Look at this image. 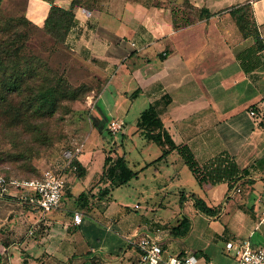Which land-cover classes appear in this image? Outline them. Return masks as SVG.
Returning a JSON list of instances; mask_svg holds the SVG:
<instances>
[{
	"label": "crops",
	"instance_id": "1",
	"mask_svg": "<svg viewBox=\"0 0 264 264\" xmlns=\"http://www.w3.org/2000/svg\"><path fill=\"white\" fill-rule=\"evenodd\" d=\"M54 2L68 8L71 0ZM100 2L91 10H74L62 45L98 85L90 96L94 134L80 144L74 159L84 172L64 170L57 210L42 213L11 197L0 200V264H135L139 250L127 240L147 235L160 240L166 256L192 254L235 264L227 242L264 246V227L258 223L264 214V0H186L198 13L179 0ZM244 4L251 8L260 47L253 36L241 35L235 9L230 10ZM49 6L26 0L24 14L41 27ZM164 96L169 103L160 118L176 145L186 144L200 165L216 156L228 157L239 169L238 159L244 165L243 177L232 188L226 182L189 180L175 151L156 160L160 147L152 148L136 123ZM251 108L256 118L249 116ZM110 122L119 128L107 134ZM117 134L119 143L98 142ZM123 144L130 148L125 151ZM130 150L135 151L133 167ZM107 155H124L137 171L125 185L140 200L114 196L121 186L101 179ZM191 194L217 207L218 214L197 211ZM169 208L172 220L155 217ZM74 213L81 215L79 224ZM184 218L190 224L187 235L172 236L171 229ZM111 226L124 231L125 247Z\"/></svg>",
	"mask_w": 264,
	"mask_h": 264
},
{
	"label": "trees",
	"instance_id": "2",
	"mask_svg": "<svg viewBox=\"0 0 264 264\" xmlns=\"http://www.w3.org/2000/svg\"><path fill=\"white\" fill-rule=\"evenodd\" d=\"M44 1L50 6L41 27L32 23L24 12L19 16H7L3 17L4 19L0 17V124L15 132L22 140L31 135L38 136L42 128V119L52 116L59 103L76 99V92L65 77L50 69L39 56L28 50L27 40L34 35L33 29L36 31L43 29L53 38L54 45L61 46L74 23V10L77 7L91 10L96 8L97 4V0H71L69 7L63 8L54 0ZM234 9L236 26L241 35L253 36L257 47H260L250 6L244 4L230 8ZM27 26H31L32 29ZM168 103L169 98L164 96L150 104L141 112L136 123L144 139L160 147L162 153L156 160L163 159L175 151L199 185L226 182L228 187L232 188L234 183L243 177L241 174L244 170L239 169L228 157L221 156L200 165L186 144L176 145L160 118V110ZM109 133L111 132L107 134ZM70 164L78 175H82L84 169L76 160ZM20 167L25 169L24 165ZM0 173L9 177L5 172ZM136 176L137 171L129 167L124 155L115 158L105 156L101 179L109 180L110 186L125 185ZM191 198L197 211L208 216L218 214L217 207L207 206L196 194H191ZM189 228V221L184 218L171 229L170 233L174 237H185Z\"/></svg>",
	"mask_w": 264,
	"mask_h": 264
},
{
	"label": "rangeland",
	"instance_id": "3",
	"mask_svg": "<svg viewBox=\"0 0 264 264\" xmlns=\"http://www.w3.org/2000/svg\"><path fill=\"white\" fill-rule=\"evenodd\" d=\"M90 1V0H89ZM101 1V2H100ZM106 0H97V2H105ZM140 2H148L152 5H158L166 0H136ZM179 5H184L186 9H190L192 13H198L189 7L186 0H179ZM26 0H0V17L7 16H19L24 12ZM4 19V18H3ZM27 28L32 29L31 26ZM34 35L27 40L28 50L34 53L40 60L44 61L47 66L63 75L68 84L76 92V99L65 100L58 104L57 110L52 116L42 119V128L38 136L31 135L25 137V140L20 139L15 135V132H11L9 129L3 127L0 124V171L5 172L10 178L26 179L39 177L41 172L45 169H54L61 172L64 178V170L71 167V162L75 159V149L85 141L90 142L92 139L91 126L92 118L90 115V109L92 102L90 96L93 91L98 88L94 75L84 65H80L70 54H67L62 45H54L53 38L48 35L43 29L36 31L33 29ZM130 120V118L128 119ZM1 123V122H0ZM4 123V122H2ZM130 127V122L127 125V129ZM91 136L90 140L89 137ZM106 138L99 137L98 142L106 146L112 145L113 141H120V134L111 136H105ZM88 144V143H87ZM85 145L87 149L88 145ZM124 146V144H123ZM151 147L158 151V147L155 144H151ZM125 151L130 148L124 146ZM70 151L71 160L68 165L65 157V152ZM105 152V151H104ZM103 152V157H104ZM122 152V151H121ZM134 152L129 154L130 167L133 163ZM25 155L24 157H20ZM100 160V154H97ZM238 159V158H237ZM240 168H243V164L237 160ZM24 165L25 169H21L20 166ZM184 175H187L189 180L194 181L195 178L184 166ZM74 170V169H73ZM185 178V177H184ZM105 180V179H104ZM250 181V180H247ZM190 185V183H189ZM114 196L128 197L131 200H140L131 193L130 184L119 187L114 191ZM142 211V209H140ZM188 214L187 209L185 210ZM134 213V212H133ZM153 214V213H152ZM158 214L156 218H162L172 220L171 210L165 209ZM151 216V214H149ZM183 216V215H181ZM111 232L114 234L117 232L120 241V246L125 247L127 245L121 239L120 234L124 231L117 229L115 226H111Z\"/></svg>",
	"mask_w": 264,
	"mask_h": 264
},
{
	"label": "built area",
	"instance_id": "4",
	"mask_svg": "<svg viewBox=\"0 0 264 264\" xmlns=\"http://www.w3.org/2000/svg\"><path fill=\"white\" fill-rule=\"evenodd\" d=\"M248 114L251 118L258 116L256 110L252 108ZM118 128L114 122H110L111 133ZM75 152L78 153L79 148H76ZM64 154L67 160L65 167L70 163L71 153L66 151ZM64 183L61 172L50 168L42 171L39 177L31 179L10 178L0 173V200L11 197L24 206L47 213L60 207ZM73 221L79 224L81 215L74 213ZM258 223L264 227V214ZM127 241L139 250V259L135 264H215L192 254L166 256L160 240L152 236ZM225 248L233 251L236 256L235 264H264V246L251 248L248 241H229Z\"/></svg>",
	"mask_w": 264,
	"mask_h": 264
}]
</instances>
